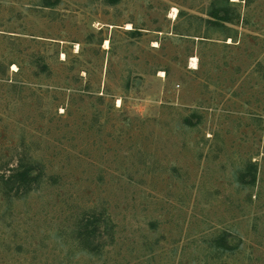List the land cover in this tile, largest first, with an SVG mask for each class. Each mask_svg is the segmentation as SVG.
<instances>
[{
	"label": "rangeland",
	"instance_id": "obj_1",
	"mask_svg": "<svg viewBox=\"0 0 264 264\" xmlns=\"http://www.w3.org/2000/svg\"><path fill=\"white\" fill-rule=\"evenodd\" d=\"M51 1L0 0V264H264V0Z\"/></svg>",
	"mask_w": 264,
	"mask_h": 264
},
{
	"label": "trees",
	"instance_id": "obj_2",
	"mask_svg": "<svg viewBox=\"0 0 264 264\" xmlns=\"http://www.w3.org/2000/svg\"><path fill=\"white\" fill-rule=\"evenodd\" d=\"M47 6L55 5V2L51 0H46ZM215 20H221L222 22H229L228 17H221L220 15L214 13ZM6 184L10 189L16 190V192H30L34 186V184L38 181V177L34 174V169L31 164L27 165V163H20L16 168L12 169L10 176L5 180ZM98 217H95V221H97L96 229L100 228L98 224ZM87 228V227H85ZM88 230V229H86ZM96 230L95 232H97ZM93 233V237H96L97 233ZM87 234V233H86Z\"/></svg>",
	"mask_w": 264,
	"mask_h": 264
},
{
	"label": "clouds",
	"instance_id": "obj_3",
	"mask_svg": "<svg viewBox=\"0 0 264 264\" xmlns=\"http://www.w3.org/2000/svg\"><path fill=\"white\" fill-rule=\"evenodd\" d=\"M132 103L134 105V115L144 118L157 102L152 96L147 95L140 100H133Z\"/></svg>",
	"mask_w": 264,
	"mask_h": 264
},
{
	"label": "bare ground",
	"instance_id": "obj_4",
	"mask_svg": "<svg viewBox=\"0 0 264 264\" xmlns=\"http://www.w3.org/2000/svg\"><path fill=\"white\" fill-rule=\"evenodd\" d=\"M109 47V42L107 41L106 42V48H108ZM196 66H197V60L196 59H193V61H192V68L193 69H196Z\"/></svg>",
	"mask_w": 264,
	"mask_h": 264
}]
</instances>
